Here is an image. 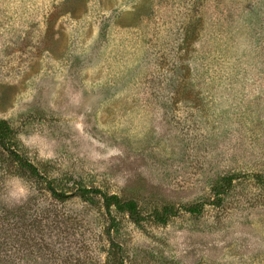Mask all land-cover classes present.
I'll return each instance as SVG.
<instances>
[{"label":"rangeland","instance_id":"1","mask_svg":"<svg viewBox=\"0 0 264 264\" xmlns=\"http://www.w3.org/2000/svg\"><path fill=\"white\" fill-rule=\"evenodd\" d=\"M0 119L59 190L175 208H112L125 264H264V0H0ZM103 203L0 149V258L117 264Z\"/></svg>","mask_w":264,"mask_h":264},{"label":"trees","instance_id":"2","mask_svg":"<svg viewBox=\"0 0 264 264\" xmlns=\"http://www.w3.org/2000/svg\"><path fill=\"white\" fill-rule=\"evenodd\" d=\"M13 128L5 119H0V149L6 151L8 156L19 166L20 169L27 172L31 177L38 182H42L45 188L57 199L67 200L74 197L88 198L92 194H98L103 199L104 207L109 215L108 225L105 233L110 241L109 254H116L118 256L117 264H125L123 248L115 241L114 231L116 230L118 220L115 217L112 208L115 207L120 212L128 213L130 219L137 225H140L147 218L166 224L171 217L177 214L173 206L165 205L161 210H154L150 214H143L139 208L138 202L135 199L123 200L118 194L107 193L100 188H91L87 186H80L71 192L59 190L53 181L44 174L39 167L33 163L25 154L19 152L13 144ZM233 175L222 178L223 187H215L214 193L216 197H221L229 192L232 187ZM190 213H198L201 209V204L196 203L186 207ZM7 259L0 258V264H7Z\"/></svg>","mask_w":264,"mask_h":264}]
</instances>
